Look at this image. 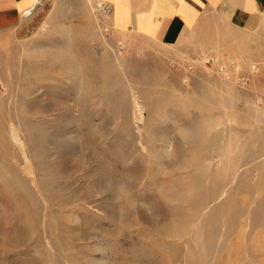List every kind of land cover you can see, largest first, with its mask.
I'll list each match as a JSON object with an SVG mask.
<instances>
[{"label": "rangeland", "instance_id": "obj_1", "mask_svg": "<svg viewBox=\"0 0 264 264\" xmlns=\"http://www.w3.org/2000/svg\"><path fill=\"white\" fill-rule=\"evenodd\" d=\"M100 2L0 32V264H264V27L155 45Z\"/></svg>", "mask_w": 264, "mask_h": 264}, {"label": "crops", "instance_id": "obj_2", "mask_svg": "<svg viewBox=\"0 0 264 264\" xmlns=\"http://www.w3.org/2000/svg\"><path fill=\"white\" fill-rule=\"evenodd\" d=\"M110 7L105 23L115 34L155 45L202 49L235 43L264 27V0H100ZM39 0H0V32L16 27Z\"/></svg>", "mask_w": 264, "mask_h": 264}, {"label": "bare ground", "instance_id": "obj_3", "mask_svg": "<svg viewBox=\"0 0 264 264\" xmlns=\"http://www.w3.org/2000/svg\"><path fill=\"white\" fill-rule=\"evenodd\" d=\"M31 13V8H28L25 12H24V15H29ZM170 147H172V146H170ZM169 147V148H170ZM28 161V160H27ZM30 162V161H29ZM28 162V164L25 166V169H26V172H31V167H30V164L31 163H29ZM32 172H33V170H32Z\"/></svg>", "mask_w": 264, "mask_h": 264}, {"label": "built area", "instance_id": "obj_4", "mask_svg": "<svg viewBox=\"0 0 264 264\" xmlns=\"http://www.w3.org/2000/svg\"><path fill=\"white\" fill-rule=\"evenodd\" d=\"M100 7L103 8L104 11L108 10L109 9V6L103 2H100ZM107 30V29H106Z\"/></svg>", "mask_w": 264, "mask_h": 264}]
</instances>
